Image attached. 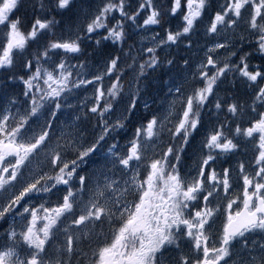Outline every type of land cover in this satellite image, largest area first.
I'll list each match as a JSON object with an SVG mask.
<instances>
[{
    "label": "snow or ice",
    "instance_id": "obj_1",
    "mask_svg": "<svg viewBox=\"0 0 264 264\" xmlns=\"http://www.w3.org/2000/svg\"><path fill=\"white\" fill-rule=\"evenodd\" d=\"M0 264H264V0H0Z\"/></svg>",
    "mask_w": 264,
    "mask_h": 264
}]
</instances>
